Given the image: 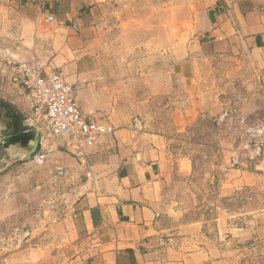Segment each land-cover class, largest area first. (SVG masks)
Instances as JSON below:
<instances>
[{"label":"crops","instance_id":"obj_1","mask_svg":"<svg viewBox=\"0 0 264 264\" xmlns=\"http://www.w3.org/2000/svg\"><path fill=\"white\" fill-rule=\"evenodd\" d=\"M160 1L150 0L151 19ZM170 3L183 11L181 22L190 24L180 46L182 61L175 64V49L167 43L163 67H142L126 49L113 47L110 37L104 40L102 29L108 17L127 20V10L136 14L148 0L8 2L15 65L4 68L13 72L19 63L37 60L46 73L62 72L81 111L103 117L114 129L95 148L90 177L73 191L72 202L53 225L63 237L83 244L75 264H227L236 243L264 239V206L233 205L236 190L247 185L242 180L220 179L215 224L179 223L186 203L178 197L195 178L181 168L182 159L177 171L172 169L164 130L152 131L143 118L139 128L130 122L142 112L137 93L143 86L162 98L160 105L169 108L166 114L179 133L211 111L210 100L222 88L215 73L224 62L254 67L264 81V0ZM123 89H134V111L119 102ZM252 179L264 187V176Z\"/></svg>","mask_w":264,"mask_h":264},{"label":"rangeland","instance_id":"obj_2","mask_svg":"<svg viewBox=\"0 0 264 264\" xmlns=\"http://www.w3.org/2000/svg\"><path fill=\"white\" fill-rule=\"evenodd\" d=\"M9 1L12 0H0V105L8 107L21 123L34 125L40 134L27 95L13 81L12 70L4 68L15 65L12 56L15 27L9 22ZM149 4L150 0L136 14L127 10V20L108 17L102 29L104 40L110 37L113 47L126 49L128 58L132 57L142 67H163L166 61L161 53L168 43L175 49L172 60L178 64L182 61L180 46L187 38L190 24L181 22L183 11L172 3L167 5V0L160 1L158 14L155 11L156 17L151 19ZM215 74L220 88L222 82L220 94L215 93L210 100L211 111L198 115L186 131L178 133L172 128L166 114L169 108L161 106L162 98L146 86L137 93V99L141 94L143 100L142 112L130 121L132 127L139 128L143 118L152 124V131L164 130L172 169L177 171V161L182 159L181 168L195 178L184 186L185 196L178 197H184L186 203L185 215L179 216V223L194 220L202 225L215 224L220 179L242 180L247 184L236 190L234 206L242 208L248 203L257 209L264 206V187L252 184V177L264 173L254 167L233 171L228 166L229 152L242 131L264 121V81L254 67L246 69L233 61L224 62ZM131 91L123 89L124 94L118 96L122 105L126 103L134 111L130 103L134 89ZM147 115L150 118L145 119ZM4 122L7 126V119ZM7 129L9 136L14 135L12 128ZM7 139L0 140V264H75L84 252L83 244L76 238L63 237L53 225L72 202L71 196L76 195L73 191L90 177L89 165L98 153L91 149L77 156L64 149L57 150L56 143L45 139L46 160L35 165L33 156L26 161L22 156H11L12 149L20 146L7 145ZM226 202L231 204L229 200ZM230 252L227 264H264V239L239 241Z\"/></svg>","mask_w":264,"mask_h":264},{"label":"built area","instance_id":"obj_3","mask_svg":"<svg viewBox=\"0 0 264 264\" xmlns=\"http://www.w3.org/2000/svg\"><path fill=\"white\" fill-rule=\"evenodd\" d=\"M13 81L27 95L35 124L40 128L39 149L33 163L42 165L47 157L46 140L80 156L84 151L99 148L113 134L110 123L81 111L75 93L62 72L44 71L40 61L19 63L13 71ZM46 139V140H45ZM264 161V121L246 127L235 141L229 165L249 169Z\"/></svg>","mask_w":264,"mask_h":264},{"label":"water","instance_id":"obj_4","mask_svg":"<svg viewBox=\"0 0 264 264\" xmlns=\"http://www.w3.org/2000/svg\"><path fill=\"white\" fill-rule=\"evenodd\" d=\"M6 111L7 127L12 128V133L7 141V145H19L26 150V155L22 160H30V158L38 151L40 134L34 125L23 124L18 120V117L6 106H3ZM258 171L264 173V161L259 162L254 166Z\"/></svg>","mask_w":264,"mask_h":264},{"label":"flooded vegetation","instance_id":"obj_5","mask_svg":"<svg viewBox=\"0 0 264 264\" xmlns=\"http://www.w3.org/2000/svg\"><path fill=\"white\" fill-rule=\"evenodd\" d=\"M5 112V108L0 105V140H5L6 138L10 137V132L4 122L7 119V117L4 116ZM1 144H4V142H2ZM11 153V156L24 157L26 155V150L22 147L13 148Z\"/></svg>","mask_w":264,"mask_h":264}]
</instances>
